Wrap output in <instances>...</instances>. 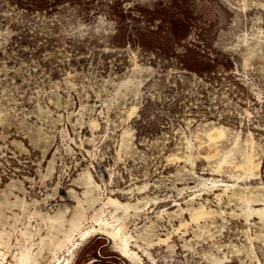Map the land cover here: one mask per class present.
Returning a JSON list of instances; mask_svg holds the SVG:
<instances>
[{
	"label": "rangeland",
	"instance_id": "obj_1",
	"mask_svg": "<svg viewBox=\"0 0 264 264\" xmlns=\"http://www.w3.org/2000/svg\"><path fill=\"white\" fill-rule=\"evenodd\" d=\"M58 1L0 0V264H264V0Z\"/></svg>",
	"mask_w": 264,
	"mask_h": 264
},
{
	"label": "bare ground",
	"instance_id": "obj_2",
	"mask_svg": "<svg viewBox=\"0 0 264 264\" xmlns=\"http://www.w3.org/2000/svg\"><path fill=\"white\" fill-rule=\"evenodd\" d=\"M83 194H85V192H83ZM79 200H77V202H78ZM79 205V204H78ZM79 208V207H78ZM79 211H81V210H79ZM76 213V212H75ZM74 213V214H75ZM76 215V214H75ZM78 215V214H77ZM72 221H73V219H72ZM121 227L122 226H119L118 228H117V234H119V232L121 231ZM122 240H123V244H124V246H123V248L125 249V247H126V244H127V240L126 239H124V238H122ZM131 255H133V253L131 252ZM25 257H27V256H25ZM24 257V258H25ZM28 258V257H27ZM22 260H23V258L20 260V262H22ZM67 260V259H66ZM26 262V261H25ZM66 264H67V261H66Z\"/></svg>",
	"mask_w": 264,
	"mask_h": 264
},
{
	"label": "trees",
	"instance_id": "obj_3",
	"mask_svg": "<svg viewBox=\"0 0 264 264\" xmlns=\"http://www.w3.org/2000/svg\"><path fill=\"white\" fill-rule=\"evenodd\" d=\"M59 1L62 2L63 0H59ZM59 1H58V2H59Z\"/></svg>",
	"mask_w": 264,
	"mask_h": 264
}]
</instances>
